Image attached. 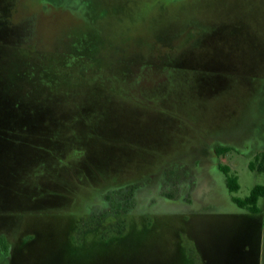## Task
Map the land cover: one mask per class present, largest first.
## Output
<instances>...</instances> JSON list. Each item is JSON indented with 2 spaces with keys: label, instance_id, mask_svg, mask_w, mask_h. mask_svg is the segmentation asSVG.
<instances>
[{
  "label": "rangeland",
  "instance_id": "obj_1",
  "mask_svg": "<svg viewBox=\"0 0 264 264\" xmlns=\"http://www.w3.org/2000/svg\"><path fill=\"white\" fill-rule=\"evenodd\" d=\"M259 151L264 0H0V264H264Z\"/></svg>",
  "mask_w": 264,
  "mask_h": 264
},
{
  "label": "trees",
  "instance_id": "obj_2",
  "mask_svg": "<svg viewBox=\"0 0 264 264\" xmlns=\"http://www.w3.org/2000/svg\"><path fill=\"white\" fill-rule=\"evenodd\" d=\"M229 150L230 148L225 146L216 147V153L218 155L225 154ZM218 168L225 176V183L228 191L230 193L236 192L240 187L237 175L231 172L228 165L219 163ZM248 168L257 172H264V151L258 152L253 156V159L248 163ZM260 197H264V185L256 184L251 188L247 196L243 198L232 196V200L238 207L243 208L250 213L256 214L260 212V208L258 206V199ZM0 250L4 255L8 256L9 247L3 235L0 236Z\"/></svg>",
  "mask_w": 264,
  "mask_h": 264
},
{
  "label": "crops",
  "instance_id": "obj_3",
  "mask_svg": "<svg viewBox=\"0 0 264 264\" xmlns=\"http://www.w3.org/2000/svg\"><path fill=\"white\" fill-rule=\"evenodd\" d=\"M221 141H223V140H221ZM225 144H221V146H225V147H228V148H231V146L230 145H233L232 143H230V142H224ZM261 149V148H260ZM259 152H261V151H259ZM256 154V153H255ZM219 155H217V157H218ZM219 164V163H218ZM218 164H217V168H218ZM212 170V169H211ZM216 170V169H215ZM218 170H219V168H218ZM217 171V170H216ZM220 171V170H219ZM218 172V171H217ZM221 172V171H220ZM235 204V203H234ZM237 206V205H236ZM238 207V206H237ZM239 208V209H238ZM237 208V211H241L243 208H240V207H238ZM260 208V207H259ZM244 210V209H243ZM261 210V209H260Z\"/></svg>",
  "mask_w": 264,
  "mask_h": 264
}]
</instances>
